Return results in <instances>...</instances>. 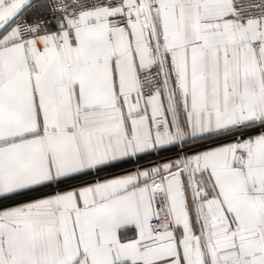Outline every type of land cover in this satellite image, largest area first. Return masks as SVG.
<instances>
[{
    "label": "snow or ice",
    "instance_id": "obj_1",
    "mask_svg": "<svg viewBox=\"0 0 264 264\" xmlns=\"http://www.w3.org/2000/svg\"><path fill=\"white\" fill-rule=\"evenodd\" d=\"M0 264H264V0H0Z\"/></svg>",
    "mask_w": 264,
    "mask_h": 264
}]
</instances>
